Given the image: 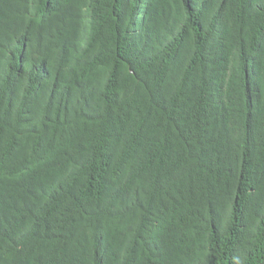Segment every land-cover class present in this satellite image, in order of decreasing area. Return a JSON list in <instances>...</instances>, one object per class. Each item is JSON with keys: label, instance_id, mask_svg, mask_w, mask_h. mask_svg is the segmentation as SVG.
<instances>
[{"label": "trees", "instance_id": "obj_1", "mask_svg": "<svg viewBox=\"0 0 264 264\" xmlns=\"http://www.w3.org/2000/svg\"><path fill=\"white\" fill-rule=\"evenodd\" d=\"M0 264H264V0H0Z\"/></svg>", "mask_w": 264, "mask_h": 264}]
</instances>
